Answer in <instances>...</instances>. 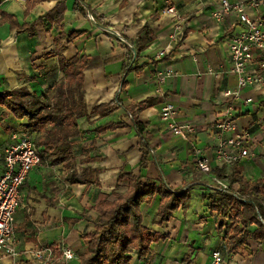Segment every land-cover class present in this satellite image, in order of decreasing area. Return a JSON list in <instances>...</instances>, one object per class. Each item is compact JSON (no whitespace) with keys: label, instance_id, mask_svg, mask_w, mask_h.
<instances>
[{"label":"crops","instance_id":"0c3cea01","mask_svg":"<svg viewBox=\"0 0 264 264\" xmlns=\"http://www.w3.org/2000/svg\"><path fill=\"white\" fill-rule=\"evenodd\" d=\"M218 1L0 0V14L17 18L20 25H32L36 31L34 36L28 31H12L9 20H0V93H11L15 104L23 94H50L64 78L55 40L62 32H84L71 42L68 37L64 40L67 49L63 55L67 60L76 56L88 59L84 71L88 114L106 104H113L115 110L105 117L95 115L81 121L86 134L73 140L75 160L69 170L45 160L29 173L16 214L17 256L0 252V264H79L78 255L86 249L85 236L94 229L90 220L98 217L95 206L99 197L125 191L129 183L120 176L129 172L163 179L175 190L191 188L188 208L174 213L163 225L158 224V195L142 205L144 226L165 238L152 244L145 261L133 255L131 264H209L215 250H222L225 264H264V245L257 241L249 240L235 254L228 252L225 235L233 222L214 208L209 196L216 195L215 179H220L216 173L223 172L220 180L228 184L234 167L248 181H264V87L239 90L236 99L224 96L228 90H238L228 41L242 29L237 14L221 23L213 19ZM28 2L31 8L26 15ZM58 2L66 7L60 11L63 18L57 22L54 13L47 19ZM168 5L177 7L185 20L184 39L178 44L170 45L175 22L162 13ZM248 13L264 21V9H248ZM165 49L169 52L156 59ZM160 71L171 73L161 86L156 82ZM234 100L239 129L252 135L251 156L236 166L216 161L219 133L213 128ZM165 103L178 108V123L196 127L191 142L167 129L161 120ZM139 105L143 110L138 112ZM27 122V117L18 119L0 106V176L11 136ZM119 122L125 127L96 135V129ZM135 122L143 125L142 137ZM141 138L152 151L146 168H141ZM197 151L200 158L209 160L211 173L198 170ZM86 167L100 171L97 183L68 180L73 170L80 173ZM65 247L74 250V260L63 258ZM46 249L51 250L50 255L38 259L36 254Z\"/></svg>","mask_w":264,"mask_h":264},{"label":"trees","instance_id":"16d2710c","mask_svg":"<svg viewBox=\"0 0 264 264\" xmlns=\"http://www.w3.org/2000/svg\"><path fill=\"white\" fill-rule=\"evenodd\" d=\"M77 1L83 3V0ZM79 7L76 3V10H79ZM30 8L31 4L28 2L26 15ZM65 9L64 3L58 2L55 10L47 14L46 18L51 19L55 13L58 15L57 22H60L63 18L60 11ZM0 16L1 20H9L12 31H28L30 36L36 34L32 25H20L17 18L4 13ZM83 34L84 32H76L66 35L62 32L59 39L55 40L56 54L64 78L50 94H23L20 103L15 104L11 100V93H0V106L6 107L18 119L28 118L22 131L31 137L36 136L34 141L42 162L46 160L52 165L62 164L68 170L75 160L73 140L86 134L81 129V121L95 115L105 117L115 111L112 109L113 104H106L88 114L84 89V71L88 67V59L85 56H76L67 60L63 55L67 49L64 40L68 37L71 42ZM142 110L143 105H139L138 112ZM125 125L124 122L108 124L96 129L95 133L101 135L108 129ZM135 128L142 137L143 125L135 122ZM140 146L143 152L141 168H146L152 151L143 138ZM99 172L90 167L84 168L80 173L73 170L68 180L73 184L97 183ZM216 174L218 178H223V172ZM123 179L129 183L125 191L99 197L95 206L98 217L90 220L94 229L85 236L86 249L78 255L79 264H131L133 255H138L141 261H145L152 244L165 237L144 226L142 205L150 204L156 195L160 197L157 213L160 225L167 223L174 213L185 211L189 206V186L175 190L163 179L144 178L133 172L122 173L120 180ZM227 179L228 191L221 193L220 187L217 186L216 195L209 196L214 208L233 222L227 227L225 235L228 252L237 253L249 240L264 245V181H248L236 172V167ZM236 185L239 186L237 190L234 188Z\"/></svg>","mask_w":264,"mask_h":264},{"label":"built area","instance_id":"2783aa9c","mask_svg":"<svg viewBox=\"0 0 264 264\" xmlns=\"http://www.w3.org/2000/svg\"><path fill=\"white\" fill-rule=\"evenodd\" d=\"M248 9L260 11L264 9V0H219L216 9L211 13L217 23L237 14L239 33H234L228 41V55L232 65L231 73L238 78V90L226 91L227 98H238L239 90L264 87V21L261 18H251ZM163 15L174 19V31L170 35V45L178 44L184 39L185 20L180 16L177 7L168 5L162 10ZM1 20V17H0ZM90 20L94 18L90 16ZM171 46H169L170 48ZM168 49L160 51L156 59L163 58ZM170 72H159L156 82L163 85L170 77ZM161 89V88H160ZM247 102H251L248 99ZM178 108L171 103H165L161 110V120L167 129L175 136L192 141L196 127L191 123L180 124L176 120ZM219 133V142L215 148L216 161L221 164L233 165L251 156L250 144L252 135L249 131L240 130L235 120V100L230 102L224 115L213 124ZM12 143L4 151L5 170L0 176V252L15 258L17 251L14 245L16 214L20 206L21 189L29 173L41 164L34 138L24 131L12 134ZM197 151V168L209 174L212 166L208 159L199 157ZM220 192L229 190V185L220 179H215ZM46 249L36 254L38 259L50 255ZM62 256L66 261L74 260L76 255L72 248H62ZM222 250H215L209 264H225Z\"/></svg>","mask_w":264,"mask_h":264}]
</instances>
